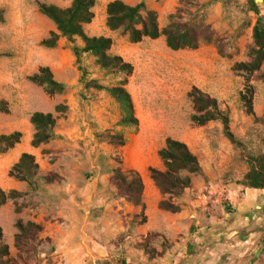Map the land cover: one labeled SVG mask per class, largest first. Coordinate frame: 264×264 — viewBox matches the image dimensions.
Wrapping results in <instances>:
<instances>
[{
    "label": "rangeland",
    "instance_id": "obj_1",
    "mask_svg": "<svg viewBox=\"0 0 264 264\" xmlns=\"http://www.w3.org/2000/svg\"><path fill=\"white\" fill-rule=\"evenodd\" d=\"M72 1L0 0V11H5L4 22H0V55H3L0 58V99L8 101L11 108L10 114L0 113V134L21 132L20 148L30 150L34 134L31 116L36 112L54 113L57 105H67L69 112L58 121L56 132L59 135L51 143L59 153L50 162L57 164L60 172H66L64 180L74 181L82 189L85 180L95 177L98 171L104 173L117 168L118 160L125 172L144 169L149 173L154 167L144 165V158H157L163 142L177 136L176 126L192 123L194 109L189 93L197 88L217 99L222 109L229 112L233 120L231 130L243 143L242 151L246 155L258 156L264 152V125L246 115L240 99L246 90L245 79L234 73V66L218 65L223 58L218 47L202 45L195 51L173 52L163 38L132 44L127 36L107 28L106 8L115 0H96V18L85 28L86 33L91 37L111 38L114 43L112 54L121 56L133 66L127 88L140 120L137 131L125 132V147L110 145L108 136L121 130L118 127L119 108L105 92L86 91L83 78L97 80L104 86L116 85L121 79L106 76L90 56L84 55L79 64L73 53L75 45L83 46L79 39L75 44L62 39L54 50L41 46V42L55 31V26L39 13L38 3L66 8ZM123 1L132 6L144 2L158 13L160 27L164 28L169 22V13H176L181 0ZM203 11L206 13L204 9H192L198 17ZM218 36L229 55L223 58L225 62L235 65L236 59L248 56L250 46L242 55L239 39L233 34L226 32ZM41 66H51L56 79L67 86L65 95L48 97L40 87L28 81ZM260 82L259 75H255L252 81L255 92ZM91 130H95L94 133L90 134ZM242 134H246L245 139L240 138ZM97 144L106 149L105 154ZM15 162L16 158L11 154L0 156V185H6ZM92 165L100 169L95 170ZM113 188L100 190L104 201H117V192ZM63 189L61 182L46 185L41 181L38 191L30 192L27 188L25 197L17 201L19 206H26L20 215L15 213L14 202L0 211V226L12 258L18 254L16 222L22 219L25 223H39L44 229L40 236L42 244L30 264H156L153 261L160 260L152 258L145 246L152 249L162 239L150 236L147 240L139 235L140 214L123 215L122 212L120 216H111L103 230L97 220V209H92L87 220L85 208L89 204L86 198L75 194L73 204L69 198L60 195ZM136 250L141 255L131 258V251Z\"/></svg>",
    "mask_w": 264,
    "mask_h": 264
},
{
    "label": "trees",
    "instance_id": "obj_2",
    "mask_svg": "<svg viewBox=\"0 0 264 264\" xmlns=\"http://www.w3.org/2000/svg\"><path fill=\"white\" fill-rule=\"evenodd\" d=\"M96 0H73L69 7L63 8L57 5L38 3L39 13L50 20L55 31L41 42L45 49L54 50L62 39H67L72 44L79 39L83 46H74L73 53L80 64L84 55L95 59V64L106 76H113L121 80L113 86L101 85L97 80H85L83 85L86 91L96 90L105 92L118 106L120 120L118 127L121 129L108 136V142L118 148L126 146L125 132L127 130L137 131L140 127V120L136 114V107L133 97L127 86L130 77L133 75V66L126 62L121 56L112 54L113 40L109 37H91L86 33L85 28L91 25L96 18ZM248 6L258 20L253 30V44L249 47L247 61L236 63L233 71L236 75L242 76L246 82V90L241 93L240 99L243 103L247 116L252 117L257 124L264 125V118H258L254 112L255 88L252 81L255 75L264 82V74L261 69L264 66V17L254 0H249ZM204 9L199 5V0H181L180 7L175 14L170 15L169 23L161 28L159 15L156 11L150 10L144 2L132 6L123 0H115L106 8L107 28L111 32H120L128 37L132 44H140L145 39L152 41L165 38L166 46L173 52L184 50H198L202 45L218 47L219 55L223 58L229 57L222 46L223 40L213 30L211 25L206 23V13L198 17L192 9ZM5 11H0V22H4ZM3 55H0V58ZM28 81L40 87L48 97L65 95L67 86L59 82L49 67H41L38 72L30 77ZM193 104L194 114L191 121L195 126L203 127L210 122L219 121L224 127L226 138L241 151L244 150L243 143L237 139L231 130V118L228 111L223 110L220 102L194 88L189 93ZM10 104L0 99V113L10 114ZM69 112V107L64 104L57 105L54 113L36 112L31 116L30 124L34 129L31 147L38 149L50 144L57 139L56 130L58 121ZM23 134L14 132L11 134H0V156L7 155L17 145L21 144ZM243 156L249 166V172L243 182L239 183L245 189L264 190V153L253 156ZM159 157L162 160L165 171L150 168L152 180L162 194L160 209L170 213H178L180 207L176 201L183 197L185 191L192 187V180L201 174L202 169L198 157L190 148L175 139L168 138L165 147L160 150ZM118 167L112 170L110 185L117 190L118 198L124 199L135 207L141 209L140 222L146 223L144 202L145 185L142 175L137 170L125 172L122 169V162L118 160ZM9 176L18 182L26 183L30 192L40 189V182L46 185H53L63 179L57 173H49L47 176H40V167L36 158L31 154H23L15 164ZM25 193L18 191H4L0 187V211L10 202L15 204V213L20 215L26 206L17 204L19 199L25 197ZM18 233L15 236V248L18 252L16 258L11 257L10 248L5 243L4 231L0 227V264H30L37 254V248L42 244L40 239L43 233V226L34 222H24L19 219L16 222ZM157 236V235H150ZM146 238L147 240L150 238ZM159 237V236H157ZM152 258H162L166 252L158 253L154 248H148Z\"/></svg>",
    "mask_w": 264,
    "mask_h": 264
},
{
    "label": "crops",
    "instance_id": "obj_3",
    "mask_svg": "<svg viewBox=\"0 0 264 264\" xmlns=\"http://www.w3.org/2000/svg\"><path fill=\"white\" fill-rule=\"evenodd\" d=\"M248 2L249 0H199L200 7L205 8L207 14L206 23L218 34L229 32L239 39L238 46L242 55L245 54L246 47L253 44V30L258 20L250 11ZM254 2L264 16V0H254ZM170 15L172 12L169 13ZM163 39L165 41V38ZM220 59L219 66H234V63L229 64L225 59ZM246 61L247 57H244L240 60L236 59L235 63ZM261 71L264 72V66ZM256 87L254 112L258 118H264V82L261 81ZM176 129L177 136L171 138L190 148L198 157L202 172L193 178L192 187L176 201L180 211L173 214L160 209L162 194L152 180L150 172L144 169L137 170L143 177L146 204V223L137 225V231L145 238L150 235L159 236L162 242L154 245L153 248L158 253L166 250L160 260L153 262L156 264H264V190L245 189L244 186L239 185L249 172L243 151L226 138L224 127L219 121L210 122L203 127L192 123L180 124ZM94 131L91 130L90 134ZM56 135H59V132H56ZM235 136L237 137V134ZM240 138L245 139L246 134L240 135ZM165 142L158 151V157L144 158L146 159L144 165H152L159 171H165L159 157ZM51 143L30 150L20 148L19 144L8 154L16 158L15 164L23 154L33 155L40 167V176H47L49 173L61 171L57 164L50 162V159L59 153L55 152ZM96 146L101 147L100 151L106 150L102 145ZM92 168L100 169L94 165ZM65 174L64 172L58 174L63 179L61 183L64 187L60 195L69 198L73 204L75 194L84 196L89 204L85 208L87 220L92 209H97V220L103 230L105 224L110 223L111 216H120L122 212L123 215L130 212L141 214L139 207L124 199L117 198L114 203L102 199L100 190L105 191L111 186L112 169L104 173L98 171L95 177L85 180V187L82 189L74 181L64 180ZM77 175L85 179L80 173ZM0 187L7 192L15 190L20 193H25L28 188L26 183L18 182L10 176L6 185ZM138 255H141L138 250L130 253L131 258Z\"/></svg>",
    "mask_w": 264,
    "mask_h": 264
}]
</instances>
